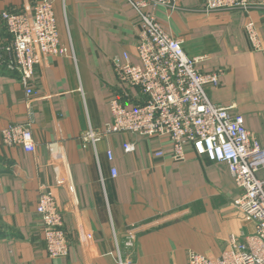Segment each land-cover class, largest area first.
<instances>
[{
  "label": "crops",
  "instance_id": "crops-1",
  "mask_svg": "<svg viewBox=\"0 0 264 264\" xmlns=\"http://www.w3.org/2000/svg\"><path fill=\"white\" fill-rule=\"evenodd\" d=\"M37 1L0 0V12ZM48 1L65 53L35 66L32 96L15 74L0 72V131L29 125L36 145L27 152L0 134V264H185L188 251L216 256L229 235L253 232L232 204L238 190L224 164L190 149L177 162L166 137L126 132L81 147L83 132L110 121L109 100L120 93L111 59L127 53L137 62L140 20L128 0ZM249 1L246 10L204 11L202 0H176L156 17L187 55L201 57L200 71L219 73L206 87L209 99L233 106L264 145V55L244 30L252 21L264 46V0ZM124 141H135V150L124 153ZM41 190L63 210L67 256L46 253L36 213Z\"/></svg>",
  "mask_w": 264,
  "mask_h": 264
},
{
  "label": "built area",
  "instance_id": "built-area-1",
  "mask_svg": "<svg viewBox=\"0 0 264 264\" xmlns=\"http://www.w3.org/2000/svg\"><path fill=\"white\" fill-rule=\"evenodd\" d=\"M128 1L141 26L135 45L137 62L130 61L127 53L121 59H111L120 93L109 100L110 121L83 132L81 147H95L107 134L126 132L144 138L166 137L171 144L170 156L177 162L183 161L190 149L200 158L224 164L238 190L232 204L244 220L253 222L254 231L241 238L229 235L226 248L216 256L188 251L185 264H264V145L245 127L243 116L234 112L233 106L209 99L206 87L218 84L219 73L200 71L196 65L201 57L187 55L182 40L160 25L156 9L171 11L176 8V0ZM201 5L204 11L246 10L251 3L202 0ZM0 28L5 33V39H0V67L17 76L26 95L36 94L31 84L35 66L44 56L66 51L60 45L51 1L1 11ZM244 30L253 49L264 55L253 22L248 21ZM134 91L136 96L131 93ZM140 95L142 100L134 102ZM0 134L5 145H19L27 152L36 148L29 125H9ZM121 148L124 153L133 152L136 142L124 141ZM107 158L112 159L111 151H107ZM111 174L116 175L114 168ZM61 183L56 179V186ZM36 213L48 257L67 256L70 238L63 210L50 192H39Z\"/></svg>",
  "mask_w": 264,
  "mask_h": 264
},
{
  "label": "trees",
  "instance_id": "trees-1",
  "mask_svg": "<svg viewBox=\"0 0 264 264\" xmlns=\"http://www.w3.org/2000/svg\"><path fill=\"white\" fill-rule=\"evenodd\" d=\"M0 72L6 73L5 69H3L2 67H0Z\"/></svg>",
  "mask_w": 264,
  "mask_h": 264
}]
</instances>
